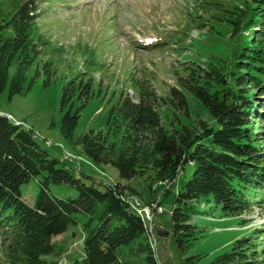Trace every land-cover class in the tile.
I'll return each mask as SVG.
<instances>
[{
    "label": "trees",
    "instance_id": "1",
    "mask_svg": "<svg viewBox=\"0 0 264 264\" xmlns=\"http://www.w3.org/2000/svg\"><path fill=\"white\" fill-rule=\"evenodd\" d=\"M36 1L25 0L13 12H6L0 2V93L8 88L9 98L23 93L26 71L34 62ZM227 12L239 50L208 67L189 66L178 77L180 88L205 107L208 122L166 129L158 112L160 98L143 80L137 82L138 100L121 97L105 131L75 137L90 86L74 81L63 86L61 136L91 162L114 168L119 182L73 176L63 161L40 147L30 130L0 115V251L6 264H56L47 261L55 253L52 239L74 225L84 234L81 259L74 264H159L147 225L132 203L139 194L129 182L143 179L151 191L155 185L154 190L164 189L166 195L186 164L193 172L170 211L171 236L179 251L196 239L192 217L202 214L200 197L211 198L226 214L249 208L245 189L264 190V153L259 147L264 138L252 128L264 120V105L257 107L254 98L264 96V0H240ZM169 93L163 103L190 116L182 91L173 87ZM37 176L39 191L27 205L19 188ZM60 184L73 188L75 196L54 195L50 186ZM250 242V237L239 239L208 263L187 257L184 264H259Z\"/></svg>",
    "mask_w": 264,
    "mask_h": 264
},
{
    "label": "rangeland",
    "instance_id": "2",
    "mask_svg": "<svg viewBox=\"0 0 264 264\" xmlns=\"http://www.w3.org/2000/svg\"><path fill=\"white\" fill-rule=\"evenodd\" d=\"M24 1L0 0L6 12H13ZM239 4L240 0H37L31 37L34 62L26 71L22 94L9 98L8 88L0 93V115L30 130L40 147L63 161L73 176L84 174L96 183L119 182L114 168L91 162L61 136L63 86L70 81L90 86L75 137L90 130L105 131L110 112L121 97L138 100L137 82L143 80L149 81L160 98L158 112L166 129L198 120L208 122L205 107L180 88L178 77L189 66L208 67L239 50L227 24V11ZM14 71L13 67L11 73ZM173 87L185 96L190 116L163 103ZM254 98L259 101L257 107L264 105V96ZM252 128L264 138V120L255 121ZM259 147L264 153V140ZM192 172V165H184L166 195L164 189L154 190L155 185L151 191L143 179L129 182L139 194L132 203L147 225L159 264H184L187 257L208 263L247 237L258 251L259 264H264V190L250 187L242 192L249 208L241 213L226 214L211 198L200 197L202 214L192 217L196 239L179 251L171 236L170 211L176 193ZM40 180L41 176L33 177L20 186L27 205L33 204ZM50 190L58 197L75 196L74 189L64 184L52 185ZM83 238L79 226H69L52 239L55 253L47 261L74 264L81 259ZM0 264H6L1 251Z\"/></svg>",
    "mask_w": 264,
    "mask_h": 264
},
{
    "label": "water",
    "instance_id": "3",
    "mask_svg": "<svg viewBox=\"0 0 264 264\" xmlns=\"http://www.w3.org/2000/svg\"><path fill=\"white\" fill-rule=\"evenodd\" d=\"M168 234H165L164 236H167Z\"/></svg>",
    "mask_w": 264,
    "mask_h": 264
}]
</instances>
